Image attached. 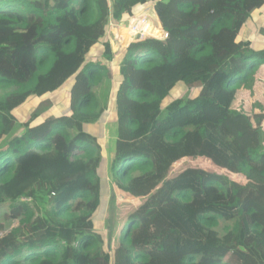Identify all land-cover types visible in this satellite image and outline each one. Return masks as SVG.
<instances>
[{
	"label": "trees",
	"instance_id": "obj_1",
	"mask_svg": "<svg viewBox=\"0 0 264 264\" xmlns=\"http://www.w3.org/2000/svg\"><path fill=\"white\" fill-rule=\"evenodd\" d=\"M149 5L168 38L115 58L112 24ZM263 8L264 0H0V208H9L0 264H264V150L236 138L226 117L174 125L216 106V77L226 92L254 90L264 50L243 33ZM95 48L106 57L88 62ZM187 63L194 67L179 75ZM70 79L67 107L52 115ZM50 95L18 115L31 97ZM107 114L117 125L110 154L93 132ZM105 179L124 200H144L118 213L109 235L96 223ZM7 221L17 226L7 231Z\"/></svg>",
	"mask_w": 264,
	"mask_h": 264
},
{
	"label": "rangeland",
	"instance_id": "obj_2",
	"mask_svg": "<svg viewBox=\"0 0 264 264\" xmlns=\"http://www.w3.org/2000/svg\"><path fill=\"white\" fill-rule=\"evenodd\" d=\"M155 5H152L154 7ZM150 8V10H155V8ZM145 11L139 12L137 15H135L132 18H139L140 15L144 14ZM131 19V18H130ZM120 23L119 25H121ZM114 25V29L112 28V32L110 35V40L112 44V48L114 50V56L115 58L121 56L124 53V50L115 49V43H114V34L116 33L118 26ZM264 27V8L258 12L257 15H255L252 19L249 20L246 29L244 30L245 38L250 37L255 42V50L261 51L264 50V41L260 38V29ZM128 49V48H127ZM98 48L93 49L91 52V55L88 58V62L98 59L100 55L102 57H106V55L98 52ZM119 55V56H118ZM115 64H113L114 68ZM194 65L192 63H187L184 65L182 72L180 74H187ZM166 75L162 76L161 79L164 81L166 79ZM257 82L254 87V90L248 91L246 89L238 90V92H226L221 88V84L223 82L222 77H216L214 80V86L218 90V102L216 103V106L214 107H202V111L198 113L197 116H194L193 114L190 115H182L184 121H180L179 123H176L174 125H190L194 124L198 121L204 120V119H219L222 117H226L227 120L232 124V130L236 138H246L245 145L252 140L255 148H261L264 150V123L261 126L258 123L257 117H262L260 111L264 110V67H262L257 75ZM73 85V79H70L66 82L64 87L59 91V93L56 96V99H59L58 102H56V107L53 110L52 115H56L60 111H65V108L67 107L68 101H69V90L71 86ZM177 88L173 91L171 94V97H177L181 95L182 90ZM45 98H51L55 99V95L46 96L44 98H38V97H31L28 102L23 106L22 109L17 111L18 115L21 117H26L28 113L30 112V107L32 109L35 107V105L45 99ZM255 111V114L253 115V112ZM245 113V114H244ZM233 115L239 116V117H233ZM263 118V117H262ZM110 114H107L101 121H99L95 127H93V132L97 137L101 138L104 141L105 150L108 154H110L114 149V144L116 140V134H117V125L115 121H111L109 124ZM91 126L87 127L88 130H91ZM255 133V135H254ZM255 138L257 139V142H255ZM185 159V160H190ZM202 159V158H198ZM204 160V159H202ZM184 161V160H183ZM180 161V162H183ZM210 161V160H209ZM178 162V163H180ZM175 167V166H174ZM173 167V168H174ZM195 166H192L190 168H193ZM172 168V169H173ZM189 167H186V169ZM201 168V167H196ZM204 169V168H203ZM208 170V169H206ZM184 171V170H183ZM219 174H223L231 178L232 180H239L242 181L243 179L241 177H236L231 174H226L224 171L220 170H210ZM177 175H171L169 174L170 178H173ZM105 190L107 191V195L104 198L103 201V208L101 210V214L97 218V226H103L104 231L109 235L110 231L112 230V227L115 225L117 221V214L120 213L122 210H125L129 213L134 212L138 206L143 203V199H136V198H128L127 200H124L123 191L118 190V188L113 185V183L105 179ZM129 195V194H128ZM9 210L8 206H3L0 208V219L3 218L4 212H7ZM7 231H11L13 228L17 226V222H4ZM136 264H142V263H136Z\"/></svg>",
	"mask_w": 264,
	"mask_h": 264
},
{
	"label": "built area",
	"instance_id": "obj_3",
	"mask_svg": "<svg viewBox=\"0 0 264 264\" xmlns=\"http://www.w3.org/2000/svg\"><path fill=\"white\" fill-rule=\"evenodd\" d=\"M121 23V25H119L120 23L115 24L119 25L116 33L114 34L115 49L126 50L134 42L141 41L146 38H154L157 40H166L168 38V33L163 30L155 10H146V12L140 15L139 18H129ZM112 28L114 29L113 24L111 26V29ZM111 29L109 31V39L112 32Z\"/></svg>",
	"mask_w": 264,
	"mask_h": 264
},
{
	"label": "crops",
	"instance_id": "obj_4",
	"mask_svg": "<svg viewBox=\"0 0 264 264\" xmlns=\"http://www.w3.org/2000/svg\"><path fill=\"white\" fill-rule=\"evenodd\" d=\"M151 7H152V5H149V6L145 7L144 9H142L141 11H145V10L151 11V10H150ZM141 11H140V12H141Z\"/></svg>",
	"mask_w": 264,
	"mask_h": 264
},
{
	"label": "clouds",
	"instance_id": "obj_5",
	"mask_svg": "<svg viewBox=\"0 0 264 264\" xmlns=\"http://www.w3.org/2000/svg\"><path fill=\"white\" fill-rule=\"evenodd\" d=\"M157 13V12H156ZM132 18V17H131ZM159 18V17H158ZM129 19V18H128ZM160 20V19H159ZM126 21V20H125ZM122 22H124V21H122ZM121 23V22H120ZM160 24H161V22H160ZM162 26V25H161ZM108 39H109V34H108ZM109 41H110V39H109ZM141 41H143V40H141ZM137 42H140V41H137ZM135 43V42H134ZM202 159H206V158H202ZM206 160H208V159H206ZM211 161V160H210ZM187 170V169H186Z\"/></svg>",
	"mask_w": 264,
	"mask_h": 264
}]
</instances>
